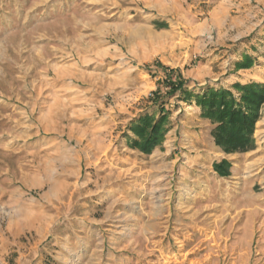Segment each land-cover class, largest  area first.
Returning <instances> with one entry per match:
<instances>
[{
    "label": "rangeland",
    "instance_id": "374dc122",
    "mask_svg": "<svg viewBox=\"0 0 264 264\" xmlns=\"http://www.w3.org/2000/svg\"><path fill=\"white\" fill-rule=\"evenodd\" d=\"M219 1L0 0V264H264V106L221 152L171 87L264 83V33L234 69Z\"/></svg>",
    "mask_w": 264,
    "mask_h": 264
},
{
    "label": "trees",
    "instance_id": "16d2710c",
    "mask_svg": "<svg viewBox=\"0 0 264 264\" xmlns=\"http://www.w3.org/2000/svg\"><path fill=\"white\" fill-rule=\"evenodd\" d=\"M248 56L246 55V58ZM240 66L245 67V64ZM171 87L174 91L181 90L184 100H194L201 107V116L209 118L213 123L215 143L224 152L247 151L255 147L256 123L264 106V83H235L232 87L237 90V94L225 88H209L207 91L196 93L188 91L182 82L171 84ZM158 106L164 108V102ZM163 122L164 117H161L153 123V117L150 115L137 119L132 127L141 139L140 143L137 141V146L149 152L158 142L159 136L164 134ZM231 166L232 163L228 159L214 164L215 170L221 176H229Z\"/></svg>",
    "mask_w": 264,
    "mask_h": 264
},
{
    "label": "crops",
    "instance_id": "0c3cea01",
    "mask_svg": "<svg viewBox=\"0 0 264 264\" xmlns=\"http://www.w3.org/2000/svg\"><path fill=\"white\" fill-rule=\"evenodd\" d=\"M217 15H220L226 21L230 19L232 20L230 24L226 23L227 29L225 33L228 36V40H233V44H231V46L240 44V47L241 45L245 47L241 50L242 52H237L238 55L241 56V58L232 61L234 69H242L240 64H245V67L253 65L256 61V58L251 53V51L246 49L249 47V45L255 42V38H257L258 35L264 33V0H220L219 5L216 6L211 17L217 18ZM231 30L235 31L236 35H234ZM260 40L264 44V35ZM252 48L258 49L256 47ZM237 53L235 52L236 55ZM246 55L249 56L246 58ZM239 82L245 84L248 81ZM187 90L190 91L189 89ZM193 91L196 92V90ZM181 94L182 96H184L183 92ZM197 108L200 109L199 107ZM136 120L137 119H135V121ZM131 131L136 135V137L134 138L135 142L141 141L140 136H138V134L134 130L131 129ZM132 132H130L131 135L133 134ZM218 149L222 152V149L220 147H218ZM222 157H225V155H222ZM219 161H221V159Z\"/></svg>",
    "mask_w": 264,
    "mask_h": 264
}]
</instances>
